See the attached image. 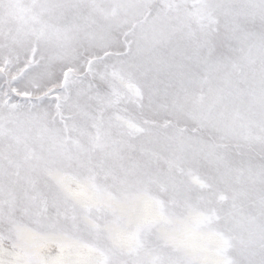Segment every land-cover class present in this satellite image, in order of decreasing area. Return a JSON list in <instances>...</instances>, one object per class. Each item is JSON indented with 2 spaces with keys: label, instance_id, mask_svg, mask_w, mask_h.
<instances>
[{
  "label": "snow or ice",
  "instance_id": "1",
  "mask_svg": "<svg viewBox=\"0 0 264 264\" xmlns=\"http://www.w3.org/2000/svg\"><path fill=\"white\" fill-rule=\"evenodd\" d=\"M0 264H264V0H0Z\"/></svg>",
  "mask_w": 264,
  "mask_h": 264
}]
</instances>
